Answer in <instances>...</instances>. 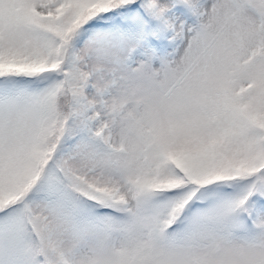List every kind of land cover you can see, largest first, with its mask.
I'll return each instance as SVG.
<instances>
[{
	"label": "snow or ice",
	"instance_id": "snow-or-ice-1",
	"mask_svg": "<svg viewBox=\"0 0 264 264\" xmlns=\"http://www.w3.org/2000/svg\"><path fill=\"white\" fill-rule=\"evenodd\" d=\"M0 264H264V0H0Z\"/></svg>",
	"mask_w": 264,
	"mask_h": 264
}]
</instances>
